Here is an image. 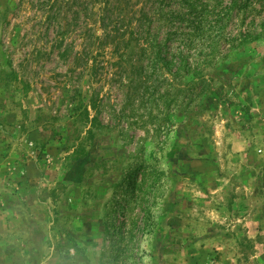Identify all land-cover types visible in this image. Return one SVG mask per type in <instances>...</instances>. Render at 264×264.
<instances>
[{
    "label": "rangeland",
    "instance_id": "obj_1",
    "mask_svg": "<svg viewBox=\"0 0 264 264\" xmlns=\"http://www.w3.org/2000/svg\"><path fill=\"white\" fill-rule=\"evenodd\" d=\"M55 3L0 0V264H264V0H140L94 79Z\"/></svg>",
    "mask_w": 264,
    "mask_h": 264
},
{
    "label": "trees",
    "instance_id": "obj_2",
    "mask_svg": "<svg viewBox=\"0 0 264 264\" xmlns=\"http://www.w3.org/2000/svg\"><path fill=\"white\" fill-rule=\"evenodd\" d=\"M139 1L134 2V0H55V5L53 6L51 13L53 19H59V16L64 12L66 18L65 29L61 33H70L75 25L79 26L82 20V31L83 39L85 40V46L82 51L76 52V62L80 59H84L85 68L88 70V76L92 79L98 75V67L101 64L100 57L103 56L109 47L112 46V52H120L130 48L134 40L139 41L142 50V58L146 56V52L151 48L150 32L146 30V24L144 23V17H147L145 11H143V4L140 8H137ZM23 2H21L22 5ZM63 5H65L66 10L64 11ZM136 5V6H135ZM74 6L77 9H74ZM10 6H7L5 10L0 12L2 15L9 13ZM70 11H73L76 15L73 18L68 17ZM139 13L138 16H136ZM137 21V26L134 23V19ZM154 17L151 22L153 23ZM78 23V24H77ZM67 26V27H66ZM63 29V25L61 26ZM129 33V36L127 34ZM63 39V38H62ZM64 41L59 42L60 47H62ZM124 47L122 50L121 47ZM152 46L155 47L154 42ZM71 46L69 45V50ZM68 48V47H67ZM63 54H67L68 50L66 47ZM81 56H79V54ZM152 53H156L161 56L162 48L154 50ZM153 56H150L153 62ZM142 60V59H140ZM177 71L180 76H185L189 78L185 81L184 85H187L188 90H193L194 87L200 89V94L207 93L206 86L208 80L203 72L192 71L191 67L186 66V61L181 59L177 66ZM180 70H184L183 73L179 74ZM73 71V70H71ZM182 91V89H181ZM98 99L99 94H93L91 96V107L86 106L81 112L84 115L85 126V136L80 139V142L75 146L72 152L73 159H79L87 154L86 142L92 141L95 138L96 129L101 127V122L97 114L92 115V110H98Z\"/></svg>",
    "mask_w": 264,
    "mask_h": 264
}]
</instances>
